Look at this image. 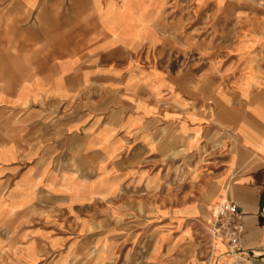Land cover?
Instances as JSON below:
<instances>
[{
    "label": "rangeland",
    "instance_id": "rangeland-1",
    "mask_svg": "<svg viewBox=\"0 0 264 264\" xmlns=\"http://www.w3.org/2000/svg\"><path fill=\"white\" fill-rule=\"evenodd\" d=\"M91 1L17 19L0 0V264H203L211 220L181 233L163 218L219 136L199 125L190 149L178 130L242 62L264 60V0H93L116 7L114 27ZM106 55L118 62L89 78L84 61ZM68 60L75 78L55 81ZM152 113L164 132L174 118L177 139L137 157L144 141L118 128Z\"/></svg>",
    "mask_w": 264,
    "mask_h": 264
},
{
    "label": "crops",
    "instance_id": "crops-1",
    "mask_svg": "<svg viewBox=\"0 0 264 264\" xmlns=\"http://www.w3.org/2000/svg\"><path fill=\"white\" fill-rule=\"evenodd\" d=\"M58 1L63 3L67 0ZM94 1H91V6L90 2L87 5L89 9L93 8L91 13L101 15L105 24L114 27L118 22L116 7L109 1L101 9ZM56 3L57 0H16V8L19 10L17 19L31 18L33 15H37L38 19L56 17L59 15ZM83 6V0H72L69 7H65V14L72 15L74 9H84ZM117 45L122 46L123 42L117 40ZM87 61L84 64L91 65L86 66L84 73H92L89 78L105 77L104 71H110L107 66L118 62L107 55ZM73 63L70 60L64 62L63 66L57 63L53 70L59 76L55 81H72L78 69V62L74 66ZM101 63H107L103 65L104 71L98 70V64ZM241 70L243 72L237 73L227 85L217 84L216 90L207 97L213 107L210 113L205 98L200 106L199 118L191 115L192 120L188 126L180 124L178 130L190 146L193 144V134L198 130L195 128L201 125L206 132L210 126L211 135L216 131L220 145L213 151V155L209 151L203 162L195 165L193 161V172H189L187 182L188 190L180 195L179 200H175L170 216H165L164 221L172 220L181 227V233H187L190 223L195 220L209 223L216 206L224 200L235 202L241 217V237L237 243L230 245L226 238L211 236V256L203 264H264V60L244 61ZM161 120V116L156 113L128 117L124 120L125 124L118 128L122 131L120 138L144 141L137 157L147 156V152L153 150L156 157L159 155L162 158L167 146L163 140L174 139L177 133L174 125H170L175 122L174 118L168 121V130L165 132ZM204 136L207 137L206 134ZM151 141L153 148L149 147ZM170 145L174 146V142L171 141ZM189 148L193 149V145ZM129 158L125 160L126 163L130 161ZM206 227L209 228L207 223ZM193 264H201V261Z\"/></svg>",
    "mask_w": 264,
    "mask_h": 264
},
{
    "label": "built area",
    "instance_id": "built-area-1",
    "mask_svg": "<svg viewBox=\"0 0 264 264\" xmlns=\"http://www.w3.org/2000/svg\"><path fill=\"white\" fill-rule=\"evenodd\" d=\"M241 217L237 213V204L233 201L220 202L212 215L211 233L214 238L227 239L230 245L241 237Z\"/></svg>",
    "mask_w": 264,
    "mask_h": 264
},
{
    "label": "water",
    "instance_id": "water-1",
    "mask_svg": "<svg viewBox=\"0 0 264 264\" xmlns=\"http://www.w3.org/2000/svg\"><path fill=\"white\" fill-rule=\"evenodd\" d=\"M233 252H236V250H234Z\"/></svg>",
    "mask_w": 264,
    "mask_h": 264
}]
</instances>
